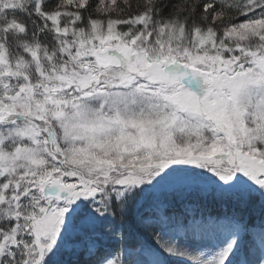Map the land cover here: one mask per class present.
Instances as JSON below:
<instances>
[{"label":"snow or ice","instance_id":"1","mask_svg":"<svg viewBox=\"0 0 264 264\" xmlns=\"http://www.w3.org/2000/svg\"><path fill=\"white\" fill-rule=\"evenodd\" d=\"M0 264H264V0H0Z\"/></svg>","mask_w":264,"mask_h":264}]
</instances>
